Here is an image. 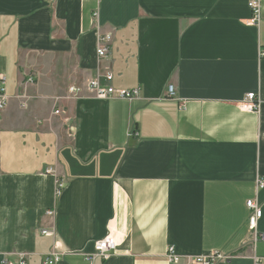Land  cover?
Instances as JSON below:
<instances>
[{"label":"crops","instance_id":"1","mask_svg":"<svg viewBox=\"0 0 264 264\" xmlns=\"http://www.w3.org/2000/svg\"><path fill=\"white\" fill-rule=\"evenodd\" d=\"M249 2L0 0V264L264 256V0L256 23ZM109 72L137 95L87 87ZM109 233L111 256L89 258Z\"/></svg>","mask_w":264,"mask_h":264},{"label":"built area","instance_id":"2","mask_svg":"<svg viewBox=\"0 0 264 264\" xmlns=\"http://www.w3.org/2000/svg\"><path fill=\"white\" fill-rule=\"evenodd\" d=\"M249 5L253 10V18L252 22L256 23L259 21L261 16V8L259 0H250ZM112 34L104 33L99 36L97 42V53L99 57H104L109 52V45L111 44ZM264 53V52H263ZM106 79L109 82L108 85L102 86L98 80H90L88 82V88L94 91L101 98H108L111 96H119L122 98H132L138 93V89L127 90V89H116L110 82L113 79V74L109 72L106 75ZM72 91H75L72 88ZM167 93L169 96H174L175 91L173 85L168 86ZM9 103L8 96L6 94V76L3 73H0V119L2 118L3 112ZM259 101L256 97L255 93H249L246 97V103L243 105V108L246 110L256 111L259 109ZM59 110L56 111L58 113ZM264 186V179L259 180V187ZM58 190H62L64 188V183H58ZM248 207L253 211V215L250 219L251 225L256 226L258 220L261 218L263 214L262 207L259 204H256L254 200H248ZM50 215H53V211L47 212ZM43 233H49V231L44 230ZM264 238V237H263ZM116 248V242L113 236L109 233L105 235L102 239H99L95 242V251L90 255L89 258L93 259L96 257H101L103 259H107L111 256L112 252ZM167 254L172 262L178 263L181 260L180 255L176 252L174 246H169L167 250ZM233 258L232 254L221 253L217 251L210 252L207 255H199V256H187L185 258V264H220L221 262L227 263L230 262ZM58 256L54 254H49L45 260L44 264H55ZM21 264H25V260L22 259ZM253 264H264V256H254Z\"/></svg>","mask_w":264,"mask_h":264}]
</instances>
